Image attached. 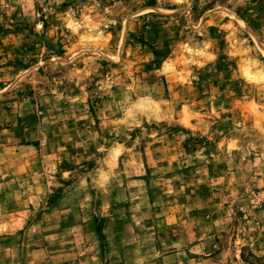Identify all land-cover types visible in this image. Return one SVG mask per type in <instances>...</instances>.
Listing matches in <instances>:
<instances>
[{
	"label": "rangeland",
	"instance_id": "1",
	"mask_svg": "<svg viewBox=\"0 0 264 264\" xmlns=\"http://www.w3.org/2000/svg\"><path fill=\"white\" fill-rule=\"evenodd\" d=\"M0 264H264V0H0Z\"/></svg>",
	"mask_w": 264,
	"mask_h": 264
}]
</instances>
